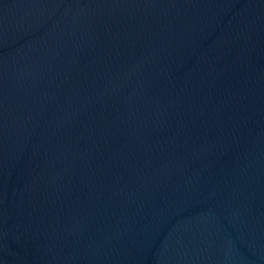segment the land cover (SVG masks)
<instances>
[{
  "label": "water",
  "instance_id": "95a60500",
  "mask_svg": "<svg viewBox=\"0 0 264 264\" xmlns=\"http://www.w3.org/2000/svg\"><path fill=\"white\" fill-rule=\"evenodd\" d=\"M0 264H264V0H0Z\"/></svg>",
  "mask_w": 264,
  "mask_h": 264
}]
</instances>
